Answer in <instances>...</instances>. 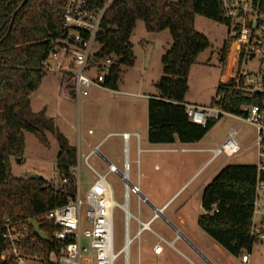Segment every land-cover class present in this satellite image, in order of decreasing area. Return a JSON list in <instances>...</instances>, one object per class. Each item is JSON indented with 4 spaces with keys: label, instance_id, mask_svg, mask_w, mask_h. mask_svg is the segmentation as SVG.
I'll return each instance as SVG.
<instances>
[{
    "label": "trees",
    "instance_id": "obj_1",
    "mask_svg": "<svg viewBox=\"0 0 264 264\" xmlns=\"http://www.w3.org/2000/svg\"><path fill=\"white\" fill-rule=\"evenodd\" d=\"M69 0H0V220L29 222L34 219L51 240L55 228L44 215L65 206L73 194L72 185L55 190L43 178L22 179L11 174V159L22 160L25 133L33 134L46 148V132L56 134L60 152L57 169L61 179L76 167L77 150L57 131L45 111L31 110V96L41 86L46 73L42 63L64 38V9ZM90 7L103 6V0H84ZM196 16L225 24L219 0H116L107 11L97 43L101 47L96 61L117 58L106 86L118 90L122 66L134 67L131 38L137 22L149 33L169 31L173 44L162 58L164 77L157 83L158 96L148 100V143L182 145L199 143L221 119H208L204 126L191 122L186 114L188 78L199 55L210 48L208 39L195 29ZM228 44L222 56L226 62ZM72 97H75L70 88ZM264 108V91L254 98L219 84L212 106L246 117L244 107ZM264 182V172L259 175ZM258 180L257 165H228L205 187L198 218L200 229L230 255L238 257L251 251L257 240L252 236L254 204ZM217 210V212H215ZM7 245L0 232V264L6 259ZM41 257L42 264H52V253L61 246L44 242L33 228L22 247Z\"/></svg>",
    "mask_w": 264,
    "mask_h": 264
},
{
    "label": "rangeland",
    "instance_id": "obj_2",
    "mask_svg": "<svg viewBox=\"0 0 264 264\" xmlns=\"http://www.w3.org/2000/svg\"><path fill=\"white\" fill-rule=\"evenodd\" d=\"M195 29L204 35L210 42V48L201 53L190 69L188 86L189 92L186 103L201 106H212V100L216 96L225 72L222 62V52L228 44V52L231 48L229 27L225 24L210 21L202 16H196ZM131 43L135 56L134 67L122 66V74L118 82L120 94H110L98 89H92L90 96L82 102L72 97L70 88L74 89V79L63 73H46L39 89L31 96V110L38 113L46 109V115L52 119L57 131L69 138L70 145L83 154L89 152L88 144H98L108 134L124 130L138 131L142 138L143 150L171 149L177 150L172 154H156L144 152L142 161V190L147 189L150 194L158 196L162 194L163 185L166 184L167 193L172 196L177 193L185 183L188 186L178 194L171 202L166 216L179 215L186 220L192 230L201 232L205 238L211 240L197 225V219L202 214L201 198L205 183L210 182L214 173L228 165H257L258 154L256 146V129L250 124L242 123L231 117H222L216 125L207 133L200 143L187 146H150L146 140L148 127V100L158 96L157 83L164 77L162 58L172 47L173 40L169 31L161 33H149L144 23L138 21L133 32ZM101 47L96 44L92 50L95 55ZM116 64V63H115ZM237 132V140L240 144V153L233 157H218L213 164L201 170L211 157V153L198 152L201 149H216L227 138L229 131ZM92 131L93 134H89ZM50 147H44L37 138L30 133H25V151L22 160L11 159V174L15 178L33 179L43 178L53 181L58 188L61 186V178L57 169V157L60 146L56 134L46 132ZM122 140L111 137L99 146V154L90 159L91 166L104 175L108 171V164L100 157L102 155L108 162L114 163L122 170L123 153ZM188 153H181V150ZM130 157L133 162L136 159L135 142L130 147ZM167 158H169L167 160ZM173 165L165 168L168 162ZM161 166V172L156 173L154 164ZM77 169V168H76ZM81 173L82 198L93 184L92 173L84 165L82 159L79 165ZM148 172V173H147ZM136 168L133 166L132 183H136ZM145 173L148 174L144 178ZM112 186L116 201L123 203V183L119 177L111 175L107 179ZM152 185V187L150 186ZM154 185V187H153ZM150 187V188H149ZM166 188V187H165ZM264 207V200L261 202ZM151 211V212H150ZM130 213L138 216L137 199L132 196L130 201ZM141 219L148 222L152 217V210L147 205L141 208ZM169 228L162 219L154 221L151 228L159 235ZM170 229V228H169ZM138 230L134 220L130 221V237L133 238ZM150 233L144 232L140 242L136 240L130 248V264H139V243L142 253V264H148L146 256L155 244ZM114 241L116 250H120L124 244V216L120 210L115 212ZM54 259V258H53ZM24 264H42L39 259H28ZM115 264H123V257ZM153 264V263H152ZM238 264V262H237ZM249 264H264V241L254 245Z\"/></svg>",
    "mask_w": 264,
    "mask_h": 264
},
{
    "label": "built area",
    "instance_id": "obj_3",
    "mask_svg": "<svg viewBox=\"0 0 264 264\" xmlns=\"http://www.w3.org/2000/svg\"><path fill=\"white\" fill-rule=\"evenodd\" d=\"M116 0H103V6L90 7L84 0H69L64 9V38L51 50L42 63L45 73H63L74 79L73 89L77 101L80 103L90 96L92 89H98L110 94H120L106 86L112 66L117 58L106 61H96V54L92 50L97 43L104 17ZM222 17L229 27L231 48L229 54L233 60L232 66L225 65V72L220 84L241 93L247 98H254L264 91V0H219ZM186 114L191 122L204 126L208 119L231 117L242 123L250 124L256 129V146L258 154V180L256 185V200L254 217L261 213V202L264 200V182L259 175L264 172V108L260 105L244 107L247 116L239 117L213 106L187 104ZM89 134H93L89 131ZM116 137L122 140L123 163L122 170L110 163L108 171L102 175L90 164V159L99 154V148L88 155L79 149L77 165L70 171V176L61 179V186L56 187L53 181L49 183L55 190L73 187V194L63 207L55 208L44 215V220L55 228L52 240L61 246L59 255L52 253V264H115L123 257V264H130V248L144 232H149L159 238L161 243L166 241L151 228L155 220L164 216V208H152V217L148 222L141 219V208L149 205L143 197L141 182V155L144 152H164L166 150H143L142 138L139 133H112L106 138ZM135 142L136 159L132 162L130 147ZM185 152L186 150H182ZM241 151L237 140V132L231 129L228 138L216 149L209 150L212 160L220 156L233 158ZM92 173L94 181L85 197L82 198L81 161ZM136 168V183H132V170ZM77 168V169H76ZM157 168V167H156ZM119 177L123 183V203L116 201L114 190L108 183L109 176ZM132 196L137 199L138 216L130 213ZM120 210L124 216V244L116 250L114 241L115 212ZM217 212V210H215ZM134 220L138 226L136 235L130 237V221ZM29 222L12 221L9 218L0 220V232L6 242V259L13 264H24L28 259H39L37 254L26 252L22 247L28 238ZM251 234L257 242L264 241V221L253 226ZM155 255L163 251L161 245L153 249ZM54 258V259H53ZM139 264L141 263V249L139 243ZM248 261V256L243 257Z\"/></svg>",
    "mask_w": 264,
    "mask_h": 264
},
{
    "label": "crops",
    "instance_id": "obj_4",
    "mask_svg": "<svg viewBox=\"0 0 264 264\" xmlns=\"http://www.w3.org/2000/svg\"><path fill=\"white\" fill-rule=\"evenodd\" d=\"M232 66L233 60L231 58V54H227L226 62L225 65ZM191 104V103H188ZM193 105H198V104H193ZM46 114V109H44ZM47 116V115H46ZM48 117V116H47ZM51 119V118H50ZM117 133H138V131H128L124 130L121 132ZM62 134V133H61ZM112 134V133H111ZM64 135V134H63ZM109 135V134H108ZM107 135V136H108ZM65 136V135H64ZM106 136V137H107ZM105 137V138H106ZM65 138L68 140L69 144V138L65 136ZM105 138L102 139V141L98 144H88L89 152L87 155L94 149L99 148V146L105 141ZM146 140L148 142V127L146 130ZM201 142V141H200ZM199 142V143H200ZM149 144V143H148ZM198 144V143H196ZM150 145V144H149ZM187 146V145H182L178 142L172 144V145H160V146H155V145H150V146H155V147H167V146ZM194 145V144H192ZM158 150H166L164 152H151V153H156V154H174L177 152V150H171V149H158ZM184 150V149H182ZM181 150V153H188V152H183ZM209 150L212 149H201V150H196L198 152H208ZM101 157V155H100ZM169 158H167L168 160ZM216 160V159H215ZM215 160H212V157L206 161L205 165L202 167L201 170L205 169L206 167H209L211 164L215 162ZM114 164V163H112ZM173 163L171 161L168 162V164L165 166V168L171 167ZM157 167V168H156ZM224 167L218 169L214 175H212L210 178V181L223 169ZM153 169L156 173L161 172L162 168L160 165L157 163L154 164ZM141 173H142V161H141ZM148 173V172H147ZM145 173L144 178L148 177V174ZM189 182L185 183L183 187L175 194L170 196L167 191L168 188L165 185H163V191L160 197H163V199H159L158 196L150 194V191L147 189L142 190V194L145 198H147L149 205L148 208L152 210L153 207L161 209L164 208V216L161 218L166 224H168L169 228H166L164 230L163 235H159L162 237L165 241V243H161L159 238L151 234V236L156 239L155 244L152 246L151 250L149 251L148 255L146 256L148 260V264H249L251 262V253L253 251V248L251 251H243L241 255L238 257L230 255L227 251H225L221 246H219L211 237H209L206 233H204L200 227L199 229L206 234L211 240H208L201 234V232L194 231L191 229L190 226H188V223L184 218H182L179 215H173L172 217L166 216L167 210L170 208L171 202L178 196L180 192H182L187 186ZM208 183H205L203 187V192ZM152 187V185H150ZM154 187V185H153ZM166 187V188H165ZM150 188V187H149ZM203 196V193H202ZM202 201V198H201ZM153 206V207H152ZM151 212V211H150ZM203 212V211H202ZM151 218V217H150ZM199 218V217H198ZM150 220V219H149ZM160 220V219H158ZM155 220V221H158ZM262 221H264V207H262L261 213L256 215L254 217V223L259 224ZM197 225H198V219H197ZM149 233V232H148ZM156 245H161L163 247L162 253L158 256L155 255L153 249ZM248 256V261L245 262L243 261V257ZM142 264V253H141V263Z\"/></svg>",
    "mask_w": 264,
    "mask_h": 264
},
{
    "label": "water",
    "instance_id": "obj_5",
    "mask_svg": "<svg viewBox=\"0 0 264 264\" xmlns=\"http://www.w3.org/2000/svg\"><path fill=\"white\" fill-rule=\"evenodd\" d=\"M101 158L108 164V165H110V162H108L102 155H101ZM19 162H20V160H19ZM144 197V196H143ZM145 198V197H144ZM153 207V206H152ZM153 208H155V207H153ZM29 224H30V226L33 228V232H34V234L35 235H37L42 241H44V242H50V238L49 237H47L46 235H45V233H43L42 231H41V229H40V224L36 221V220H34V219H32V220H30L29 221Z\"/></svg>",
    "mask_w": 264,
    "mask_h": 264
}]
</instances>
